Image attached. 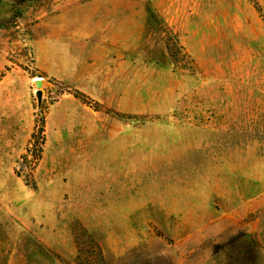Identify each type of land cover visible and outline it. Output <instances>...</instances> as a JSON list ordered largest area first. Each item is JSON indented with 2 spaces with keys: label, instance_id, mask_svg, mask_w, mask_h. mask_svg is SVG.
Instances as JSON below:
<instances>
[{
  "label": "rangeland",
  "instance_id": "374dc122",
  "mask_svg": "<svg viewBox=\"0 0 264 264\" xmlns=\"http://www.w3.org/2000/svg\"><path fill=\"white\" fill-rule=\"evenodd\" d=\"M2 42L0 264H264V0H0Z\"/></svg>",
  "mask_w": 264,
  "mask_h": 264
},
{
  "label": "crops",
  "instance_id": "0c3cea01",
  "mask_svg": "<svg viewBox=\"0 0 264 264\" xmlns=\"http://www.w3.org/2000/svg\"><path fill=\"white\" fill-rule=\"evenodd\" d=\"M8 46L9 44L7 42H2L0 44V74L7 70L8 67H11V71H9L6 76L0 80V102L4 103L6 107L10 105L17 108V105H21V107L24 108V110H26L28 113V116L34 115L32 101L29 98L27 99L28 95L30 94L29 88L23 92L24 97L26 96V100H22L21 103L19 100L17 103L14 102V99L18 98L15 84L17 82H21L23 84V81L25 83L26 78L23 74H20V71H25L21 70L20 68V70L17 69L16 65L14 68H12L13 66L8 56ZM39 70L41 72H45V70L41 68H39Z\"/></svg>",
  "mask_w": 264,
  "mask_h": 264
},
{
  "label": "water",
  "instance_id": "95a60500",
  "mask_svg": "<svg viewBox=\"0 0 264 264\" xmlns=\"http://www.w3.org/2000/svg\"><path fill=\"white\" fill-rule=\"evenodd\" d=\"M43 83L44 80L42 78H36L34 80V85L36 88L35 96L39 107L42 106V102H43V91H42Z\"/></svg>",
  "mask_w": 264,
  "mask_h": 264
},
{
  "label": "trees",
  "instance_id": "16d2710c",
  "mask_svg": "<svg viewBox=\"0 0 264 264\" xmlns=\"http://www.w3.org/2000/svg\"><path fill=\"white\" fill-rule=\"evenodd\" d=\"M37 127H38V124H37ZM39 128H40V126H39ZM38 129V128H37ZM34 137H35V135H34Z\"/></svg>",
  "mask_w": 264,
  "mask_h": 264
}]
</instances>
